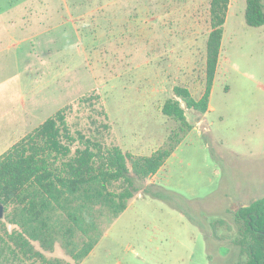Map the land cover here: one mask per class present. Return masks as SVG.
Segmentation results:
<instances>
[{"label":"rangeland","instance_id":"374dc122","mask_svg":"<svg viewBox=\"0 0 264 264\" xmlns=\"http://www.w3.org/2000/svg\"><path fill=\"white\" fill-rule=\"evenodd\" d=\"M209 1L0 0V14L15 17L12 32L7 18L0 20V155L63 108L72 133L104 145L146 155L169 146L179 122L160 106L175 85L194 97L204 89ZM230 4L210 98L216 112L185 109L196 130L181 138L171 182L158 189L153 210L131 209L112 220L107 210L95 212L104 235L95 260L85 264L245 258L230 211L264 194V26L245 23V0ZM35 13L40 23L22 22V14ZM33 32L40 34L7 48ZM3 236L0 229V245ZM151 236L153 244L146 241ZM81 237L77 232L74 240ZM62 243L58 237L52 251L34 246L69 259ZM2 264L40 262L12 255Z\"/></svg>","mask_w":264,"mask_h":264},{"label":"trees","instance_id":"16d2710c","mask_svg":"<svg viewBox=\"0 0 264 264\" xmlns=\"http://www.w3.org/2000/svg\"><path fill=\"white\" fill-rule=\"evenodd\" d=\"M230 1H209L210 31L200 97H194L185 85H175L173 96L160 106L163 115L179 122V133L170 138L169 146L146 155L116 144L104 145L80 131L72 133L63 108L0 155V202L5 206L0 219L4 235L0 264L12 255L40 264H79L87 256L103 235L95 212L107 210L111 220L122 213L191 130L185 109L207 111ZM244 19L248 26H264L263 0H245ZM158 192L153 188V196L160 197ZM232 212L237 244L245 253L236 264H264V195ZM77 232L83 237L74 240ZM58 237L63 239L69 259L44 254L53 250ZM34 242L43 251L35 248Z\"/></svg>","mask_w":264,"mask_h":264},{"label":"crops","instance_id":"0c3cea01","mask_svg":"<svg viewBox=\"0 0 264 264\" xmlns=\"http://www.w3.org/2000/svg\"><path fill=\"white\" fill-rule=\"evenodd\" d=\"M24 1L25 0H23V3H25ZM22 7L23 8H26V6H24V5H22ZM230 7H231V4H229V6H228V10H227V13H226V18H225V23L227 22V17H228V12H229ZM7 10H9V9H7ZM13 13L14 12L12 11L11 14H13ZM35 15L38 16L37 13H35ZM24 16H25V19H24ZM28 17L29 16H27L26 14H22L21 15L22 22H25V24L29 23V25H32L31 24L32 22L40 23L39 22V20H40L39 17L40 16H38V18H32V19L31 18L29 19ZM5 18H7V15L0 14V20L1 19H5ZM14 20H15V17L14 16H13V18L11 17V18H7L6 19L5 28L8 29L9 31H11V29L9 28V26H11L13 24V21ZM19 34L20 33H18V35ZM38 34H40V33L39 32H33V33H29V34L27 33L28 37H25V38H22V39H17L15 41V44H12V45L9 44V46H7V48H13V47H16V46L18 48H20V46H21V44L23 42H28V40H29L30 37L37 36ZM29 42H30V40H29ZM217 67H218V65H217ZM215 76H216V74H215ZM213 84H214V82H213ZM212 87H213V85H212ZM211 92H212V89H211ZM199 97L200 96H198L196 98H199ZM210 98H211V93H210V96H209V103H208L207 111L205 113H201V114H203V116H207L208 114H212V113L216 112V107L211 103ZM193 112L194 113H197V114L199 113V112H196V111H193ZM185 114L187 115V112H185ZM191 130H196V126L195 127H192ZM181 142L177 145V147L175 148V150L173 151V153L166 159V161L159 168V170L156 173L150 175L147 178V180L145 181V183L143 184V186L139 190V192L129 201L126 209L121 213L122 215L124 213H127L131 209L134 211V213H137L136 210H135L137 208L139 210V213H143L147 209H149V210L152 209L153 210V200L155 198H159V197L153 196V188H155L156 190H158V189H164V190H166L162 184H167V183L171 182V176H170V172H169V166L171 165V159H173L176 156L177 150H179V145L181 144ZM205 144H207V143H205ZM230 152H231V155H233L234 157H237L238 156V154H237V152L235 150L232 149V150H230ZM249 154H252V152H246V153L244 152L243 153V155H245V156H248ZM215 157L216 156L214 155V158ZM239 187L240 186H238V188ZM144 189L146 190V192L143 191ZM243 191H246V190L244 189ZM233 210H231L230 212H232ZM102 239H103L102 237L99 238V240L94 245V247L90 250V252L87 254V256L79 264H85L86 261L88 263L89 261H92V259L95 260V257H96L95 251H96V249H97V247L100 244V241ZM146 241H148L149 243L153 244V236H151L150 238H148ZM143 259L146 260V261L149 260V259H146L144 257H143ZM150 260H152V264H153V259L151 258ZM125 264H128V262L125 261ZM192 264H199V263L193 262ZM205 264H207V263H205Z\"/></svg>","mask_w":264,"mask_h":264},{"label":"water","instance_id":"95a60500","mask_svg":"<svg viewBox=\"0 0 264 264\" xmlns=\"http://www.w3.org/2000/svg\"><path fill=\"white\" fill-rule=\"evenodd\" d=\"M5 214V206L0 202V219L3 218Z\"/></svg>","mask_w":264,"mask_h":264}]
</instances>
